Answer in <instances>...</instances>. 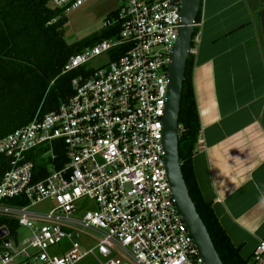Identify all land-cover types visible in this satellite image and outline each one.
Returning <instances> with one entry per match:
<instances>
[{
	"label": "built area",
	"instance_id": "1",
	"mask_svg": "<svg viewBox=\"0 0 264 264\" xmlns=\"http://www.w3.org/2000/svg\"><path fill=\"white\" fill-rule=\"evenodd\" d=\"M88 1L50 4L60 18ZM117 1V17L103 28L119 24L118 38L65 66L63 74L85 70L72 80L69 100L0 140V158L9 161L0 176V218L30 232L18 245L6 229L0 264H77L94 254L101 264H204L172 199L162 144L181 0ZM121 46L127 51L118 60L88 68ZM86 201L95 208L83 210ZM252 264H264V241Z\"/></svg>",
	"mask_w": 264,
	"mask_h": 264
},
{
	"label": "crops",
	"instance_id": "2",
	"mask_svg": "<svg viewBox=\"0 0 264 264\" xmlns=\"http://www.w3.org/2000/svg\"><path fill=\"white\" fill-rule=\"evenodd\" d=\"M203 0L193 39L199 190L242 259L264 241V40L261 0ZM252 264V262H251Z\"/></svg>",
	"mask_w": 264,
	"mask_h": 264
},
{
	"label": "trees",
	"instance_id": "3",
	"mask_svg": "<svg viewBox=\"0 0 264 264\" xmlns=\"http://www.w3.org/2000/svg\"><path fill=\"white\" fill-rule=\"evenodd\" d=\"M51 0H0V140L28 125L34 118H42L69 100L73 95L72 80L84 74L83 68L63 74L70 57L91 48L103 40L117 39L119 24L102 28L79 42L65 41L66 17L50 8ZM252 10L251 2L249 1ZM117 9L105 21L117 17ZM202 4L196 18L200 23ZM55 20L52 24H49ZM198 29H194L193 39ZM127 48L117 47L109 52L110 60H118ZM195 56L189 54L186 62L179 107L178 151L181 171L196 207L223 264H251L252 259L241 258L239 249L229 240L218 223L211 203L201 194L192 167V157L200 133V121L192 86ZM58 146H61L58 143ZM57 157L64 160L63 149ZM9 161L0 158V176L9 169ZM36 170L44 165L35 162ZM44 172V173H43ZM40 177L36 176V180ZM6 228L10 237H16L18 225L0 218V229Z\"/></svg>",
	"mask_w": 264,
	"mask_h": 264
},
{
	"label": "water",
	"instance_id": "4",
	"mask_svg": "<svg viewBox=\"0 0 264 264\" xmlns=\"http://www.w3.org/2000/svg\"><path fill=\"white\" fill-rule=\"evenodd\" d=\"M203 0H181V28L173 47L172 63L168 68V90L163 116L162 144L164 148V165L170 183L172 199L178 214L182 218L192 237L204 264H223L211 240V237L189 195L183 178L178 151L179 107L182 85L184 81L187 58L191 50V42L197 15ZM259 19L264 40V0H261ZM7 234L6 228L0 229V240ZM7 243V241H4Z\"/></svg>",
	"mask_w": 264,
	"mask_h": 264
},
{
	"label": "rangeland",
	"instance_id": "5",
	"mask_svg": "<svg viewBox=\"0 0 264 264\" xmlns=\"http://www.w3.org/2000/svg\"><path fill=\"white\" fill-rule=\"evenodd\" d=\"M234 1L236 0H218L221 5H227ZM245 2L249 9V0H246ZM118 6L119 2L117 0H89L83 7L70 13L66 17L65 41L68 44H72L98 33L104 27L107 15L116 10ZM49 7L52 8L51 4ZM108 63L109 56L107 54H102L90 61L88 63V68L96 70ZM81 208L83 210H92L95 206L92 202L86 201L81 204ZM36 210H40V207H37ZM29 236L30 232L27 229L20 228L17 232L15 241L20 245ZM49 254L56 255V249L53 248L49 250ZM101 262L102 259L97 254H94L77 264H101Z\"/></svg>",
	"mask_w": 264,
	"mask_h": 264
}]
</instances>
